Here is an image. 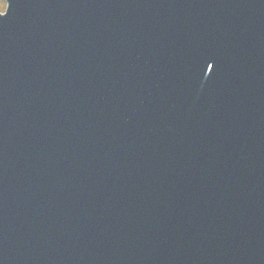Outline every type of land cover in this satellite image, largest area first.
<instances>
[{
	"label": "water",
	"instance_id": "obj_1",
	"mask_svg": "<svg viewBox=\"0 0 264 264\" xmlns=\"http://www.w3.org/2000/svg\"><path fill=\"white\" fill-rule=\"evenodd\" d=\"M7 2L0 264H264V0Z\"/></svg>",
	"mask_w": 264,
	"mask_h": 264
},
{
	"label": "rangeland",
	"instance_id": "obj_2",
	"mask_svg": "<svg viewBox=\"0 0 264 264\" xmlns=\"http://www.w3.org/2000/svg\"><path fill=\"white\" fill-rule=\"evenodd\" d=\"M8 2L7 0H0V13L4 14L7 10Z\"/></svg>",
	"mask_w": 264,
	"mask_h": 264
},
{
	"label": "snow or ice",
	"instance_id": "obj_3",
	"mask_svg": "<svg viewBox=\"0 0 264 264\" xmlns=\"http://www.w3.org/2000/svg\"><path fill=\"white\" fill-rule=\"evenodd\" d=\"M207 67H208V70L211 71L213 66H212L211 63H209V64L207 65Z\"/></svg>",
	"mask_w": 264,
	"mask_h": 264
}]
</instances>
